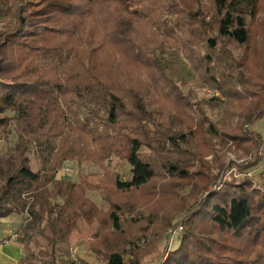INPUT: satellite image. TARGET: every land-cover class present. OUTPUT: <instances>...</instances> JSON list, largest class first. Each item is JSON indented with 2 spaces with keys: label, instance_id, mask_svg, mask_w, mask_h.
Returning <instances> with one entry per match:
<instances>
[{
  "label": "trees",
  "instance_id": "16d2710c",
  "mask_svg": "<svg viewBox=\"0 0 264 264\" xmlns=\"http://www.w3.org/2000/svg\"><path fill=\"white\" fill-rule=\"evenodd\" d=\"M258 14L259 0H0V21L13 20L0 31V78L23 80L0 82V142L16 137L13 151L0 155V220L26 216L18 236L25 251L21 264L34 260L35 240L49 264L69 263L60 246L80 220L93 229L81 244L105 264H264V189L246 177L223 181L228 167L217 155L256 157L264 148L253 130L264 119V57L250 71L247 54L234 55L249 45L248 22ZM170 35L190 69L223 102L211 97L192 103L182 94L162 59ZM119 47L150 74L149 82L127 84L125 93L100 74L101 57ZM165 101L178 106L188 123L171 119L167 126ZM195 131L203 133L201 142ZM204 146L212 162L204 160ZM111 158L130 168L128 179L112 175L120 193L143 189L159 170L186 184L196 165L205 176L215 173L206 183H191L194 203L173 216L163 218L150 205L132 207L129 220L139 227L130 232L121 207L99 185L60 177L66 163L91 161L105 169ZM86 189L100 191L110 211L103 214ZM175 216H182L176 228L184 231L178 246L167 251L165 243L158 258L146 261L167 242ZM137 234L145 237L139 246Z\"/></svg>",
  "mask_w": 264,
  "mask_h": 264
},
{
  "label": "rangeland",
  "instance_id": "374dc122",
  "mask_svg": "<svg viewBox=\"0 0 264 264\" xmlns=\"http://www.w3.org/2000/svg\"><path fill=\"white\" fill-rule=\"evenodd\" d=\"M157 19V18H156ZM163 21H167V16L163 15L161 17ZM12 17L7 16L2 18L0 21V31H3L12 26ZM249 31H250V43L248 46L242 48L239 51H235L234 55L236 58L240 57V54H247L250 65V71L255 70V65L259 61L260 57H264V0H259V14L254 20H249ZM171 26V22L169 23ZM154 38L161 39L159 33L154 35ZM175 36L170 35L167 42V50L163 56V60L167 63V73L170 78H172L177 85L181 87V92L184 95H189L191 97V102L195 103L196 100L201 101L202 99H208L215 97L218 101L223 102V97L218 91H212L206 88L204 83H202L194 73L187 60L184 58L181 50L176 49L174 45ZM19 42H29L28 40H19ZM28 45H38L34 42ZM26 45V44H25ZM123 48L119 47L116 49H111L104 54L100 63V74L104 80L108 81L112 86L116 85L120 92L125 90L127 84H131V81L137 84L149 82L150 74L143 67L135 63L134 59L125 52ZM120 55V57H118ZM21 77H17L15 80H4L0 78V82L6 84L19 83L22 82ZM166 112H164V117L169 116L166 125L169 126L171 119L172 124L182 125L187 124V115L183 114L182 111L178 112V106L169 104L165 101ZM206 113L214 114L212 119H215L216 112L208 107L205 108ZM157 113V112H155ZM166 114V115H165ZM174 117V118H172ZM177 117V118H176ZM226 123H231V119L227 118ZM253 130L259 133L264 138V119H261L255 123ZM197 139L203 138V133L201 131H195ZM16 141L15 135L12 133L4 138L0 142V155L6 152L13 151L14 144ZM200 142L202 140H199ZM204 145V144H203ZM93 145H91V148ZM203 150L206 153L204 160L206 162H212L213 156L209 153L208 147L204 146ZM256 157L252 154H243L242 152H218L217 155L222 157L223 161L226 163L228 169L222 178L223 181L229 180L230 183H237V180L243 177L248 178L254 188L264 189V148L260 149L256 153ZM143 156H149V151L144 149L142 152ZM258 157V158H257ZM257 158V160H256ZM30 166L33 171L39 169L36 156L34 154L30 155ZM105 169L100 165L93 163L91 161H84L82 163L69 162L66 163L65 167L71 169V173L64 174L63 170L60 171V177L66 180L72 181L74 183H79L81 177H86L85 181L88 185H99L100 191L110 199L112 203L118 204L123 213L120 215L121 221L124 223L125 228L130 232L134 231L135 228L139 227L130 222V218L133 214L129 213V210L133 207L138 209L141 205H150L155 211H158V215L163 218L171 213L173 216L174 212H178L182 207H189L194 202L190 200L188 195L191 192L193 184L191 183H206V177L213 175L215 172H207L204 175L202 171L196 166L190 168L189 178L190 183L180 182L178 179H173V177L165 176L160 170L157 178L151 182L148 186L141 190L130 191L127 193H120L115 191L112 183V175L119 174L121 179H128L129 177V166L125 165L116 158H111L108 162L103 164ZM109 175L107 176V174ZM193 181V182H192ZM229 183V182H228ZM220 183H218L219 185ZM217 185V186H218ZM213 186L212 188L214 189ZM98 190L86 189L85 197L92 202L103 214L110 211L109 205L104 202L101 198V193ZM200 195V194H199ZM177 209V211H175ZM161 211V212H159ZM26 216L22 215L23 222ZM182 216H175L173 218V224L169 227L167 231V242H161L155 249H153V254L149 256L146 261L152 258H158L161 255L165 243L168 245L167 251L174 250L179 243L180 235L184 232L182 227H177ZM78 231H74L69 239L67 245L60 246L61 250H68V253L64 255L69 259L70 264L73 259L78 261L79 264H105V260L100 256L97 257L95 254L88 252L85 244H81L90 238L93 229L85 224L84 221L80 220L78 222ZM137 233V232H136ZM136 246L141 245L145 237L141 234H137ZM157 238V237H156ZM149 240V239H148ZM30 248L33 251L34 260H29L27 264H49L45 258L40 257L38 254L40 247L39 243L35 240L30 244ZM40 258V259H38ZM43 260V261H42Z\"/></svg>",
  "mask_w": 264,
  "mask_h": 264
},
{
  "label": "crops",
  "instance_id": "0c3cea01",
  "mask_svg": "<svg viewBox=\"0 0 264 264\" xmlns=\"http://www.w3.org/2000/svg\"><path fill=\"white\" fill-rule=\"evenodd\" d=\"M22 215H10L0 220V264H21L25 256L18 241Z\"/></svg>",
  "mask_w": 264,
  "mask_h": 264
},
{
  "label": "built area",
  "instance_id": "2783aa9c",
  "mask_svg": "<svg viewBox=\"0 0 264 264\" xmlns=\"http://www.w3.org/2000/svg\"><path fill=\"white\" fill-rule=\"evenodd\" d=\"M64 174H68L71 173V169H68V167H65L63 170ZM71 264H79L78 261H76L75 259H73Z\"/></svg>",
  "mask_w": 264,
  "mask_h": 264
}]
</instances>
